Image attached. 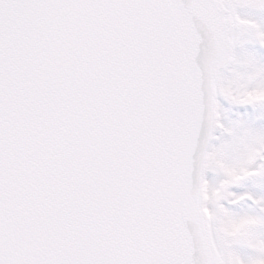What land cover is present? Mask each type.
Masks as SVG:
<instances>
[{
    "label": "snow or ice",
    "instance_id": "obj_1",
    "mask_svg": "<svg viewBox=\"0 0 264 264\" xmlns=\"http://www.w3.org/2000/svg\"><path fill=\"white\" fill-rule=\"evenodd\" d=\"M0 264H264V0H0Z\"/></svg>",
    "mask_w": 264,
    "mask_h": 264
}]
</instances>
